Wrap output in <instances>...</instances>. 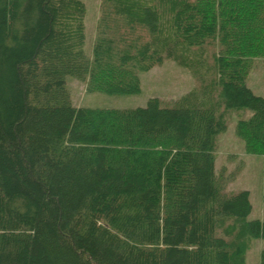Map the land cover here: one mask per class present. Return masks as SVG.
<instances>
[{
  "label": "trees",
  "instance_id": "1",
  "mask_svg": "<svg viewBox=\"0 0 264 264\" xmlns=\"http://www.w3.org/2000/svg\"><path fill=\"white\" fill-rule=\"evenodd\" d=\"M100 12L88 56L82 0H0V264H246L264 221L216 171L227 120L211 89L88 107L66 77L138 94L165 59L200 78L202 45L216 43L218 101L252 112L233 131L263 158L264 202V96L246 82L264 60V0H101Z\"/></svg>",
  "mask_w": 264,
  "mask_h": 264
},
{
  "label": "rangeland",
  "instance_id": "2",
  "mask_svg": "<svg viewBox=\"0 0 264 264\" xmlns=\"http://www.w3.org/2000/svg\"><path fill=\"white\" fill-rule=\"evenodd\" d=\"M86 5L85 44L84 49L88 56L96 36L97 23L100 17L101 0H82ZM217 52L216 43L202 45V61L200 78L193 75L191 68L178 65L172 59H165L149 71L141 72V91L131 95H112L100 92H86L85 81L67 76L66 85L75 104L88 107L130 108L144 106L151 97H158L163 105L171 106L182 95L189 91L198 92L203 85L211 89L214 96L212 103L218 112H224L227 120V129L217 136L216 171L225 178L227 191L236 192L247 189L250 192L252 211L249 218H258L264 221V202L262 199V169L263 158L260 155L249 154L244 151L243 142L234 134V124L239 118H247L251 110L225 109L219 103L220 87L215 85V62L213 53ZM247 82L253 86L254 93L264 96V60L256 57L247 76ZM219 100V101H218ZM197 101H201V97ZM235 228L231 227L233 233ZM226 232V233H225ZM220 232L227 236L229 232ZM246 264H260V252L264 249L263 238H246Z\"/></svg>",
  "mask_w": 264,
  "mask_h": 264
},
{
  "label": "crops",
  "instance_id": "3",
  "mask_svg": "<svg viewBox=\"0 0 264 264\" xmlns=\"http://www.w3.org/2000/svg\"><path fill=\"white\" fill-rule=\"evenodd\" d=\"M247 82V81H246ZM247 85L254 91L253 86L247 82Z\"/></svg>",
  "mask_w": 264,
  "mask_h": 264
}]
</instances>
